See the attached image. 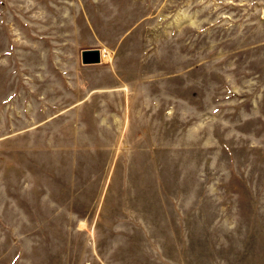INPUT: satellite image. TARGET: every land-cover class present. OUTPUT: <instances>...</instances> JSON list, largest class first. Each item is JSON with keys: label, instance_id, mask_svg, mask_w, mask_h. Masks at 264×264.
I'll return each instance as SVG.
<instances>
[{"label": "rangeland", "instance_id": "obj_1", "mask_svg": "<svg viewBox=\"0 0 264 264\" xmlns=\"http://www.w3.org/2000/svg\"><path fill=\"white\" fill-rule=\"evenodd\" d=\"M0 264H264V0H0Z\"/></svg>", "mask_w": 264, "mask_h": 264}, {"label": "water", "instance_id": "obj_2", "mask_svg": "<svg viewBox=\"0 0 264 264\" xmlns=\"http://www.w3.org/2000/svg\"><path fill=\"white\" fill-rule=\"evenodd\" d=\"M100 61V51L98 48H86L81 50L82 63H97Z\"/></svg>", "mask_w": 264, "mask_h": 264}]
</instances>
